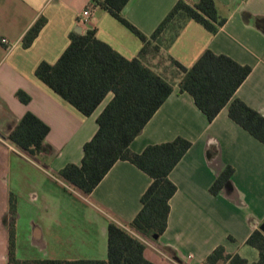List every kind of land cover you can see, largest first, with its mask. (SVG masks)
I'll use <instances>...</instances> for the list:
<instances>
[{
    "label": "crops",
    "instance_id": "obj_1",
    "mask_svg": "<svg viewBox=\"0 0 264 264\" xmlns=\"http://www.w3.org/2000/svg\"><path fill=\"white\" fill-rule=\"evenodd\" d=\"M97 1L0 0V264H8L12 198L18 259L104 260L109 222H131L151 182L148 174L127 160L116 161L88 196L55 176L67 163H80L83 144L96 132V118L113 94L109 92L85 116L35 76L37 65L54 63L76 29L81 34L94 29L98 39L127 59L142 46ZM177 1L128 0L121 13L149 36ZM215 5L226 18L215 33L192 19H181L175 22L178 32L167 28L159 51L145 58L155 73L171 83L172 92L132 140L130 150L140 153L147 145L178 136L191 143L168 175L176 191L169 200L166 229L157 240L146 242L144 256L152 264H201L219 245L251 262L258 251L246 243L247 238L254 230L264 235L260 229L264 143L229 117L228 105L207 121L192 96L178 91L180 72L170 60L190 67L209 49L250 66L233 98L264 116V0H215ZM86 8L91 14L82 18ZM39 16L46 22L24 48L22 37ZM17 90L30 100L22 103ZM27 111L49 126L44 138L48 156L31 157L6 138ZM227 166L233 169L230 178L218 193H211L210 187Z\"/></svg>",
    "mask_w": 264,
    "mask_h": 264
},
{
    "label": "trees",
    "instance_id": "obj_2",
    "mask_svg": "<svg viewBox=\"0 0 264 264\" xmlns=\"http://www.w3.org/2000/svg\"><path fill=\"white\" fill-rule=\"evenodd\" d=\"M128 0L97 1L120 23L136 35L142 46L138 54L127 59L96 37L94 29L84 33L70 32L69 44L54 63L41 61L35 76L83 115H90L111 92L96 118L97 130L83 144L79 164L67 163L55 176L70 188L88 196L118 160H127L148 174L151 182L140 197L141 207L127 225L110 221L107 229V258L104 260L18 259L15 256V200H10L8 264H152L145 256L148 240L155 241L166 229L169 200L176 191L168 175L190 147V141L176 137L172 141L147 145L142 152L130 150V143L172 92V85L146 63L149 53L158 52L161 34L176 29V21L192 19L215 33L226 18L218 13L215 0L188 3L178 0L155 30L149 35L140 32L121 13ZM39 16L22 37V46H30L45 24ZM174 38V37H173ZM170 38V41L173 40ZM168 40V42H170ZM155 42V44H153ZM168 45V44H167ZM166 45V46H167ZM180 72L178 91L189 93L195 105L211 121L228 105L229 117L264 143V116L233 98L236 89L250 73V66L241 65L225 54L205 49L190 67L170 59ZM16 97L27 103L30 96L17 90ZM49 126L27 111L7 134V140L31 157H45L50 149L44 138ZM227 166L216 177L209 191L216 194L230 178ZM246 243L258 251V258L249 262L238 254L226 253L222 245L214 248L201 264H264V235L254 230Z\"/></svg>",
    "mask_w": 264,
    "mask_h": 264
},
{
    "label": "built area",
    "instance_id": "obj_3",
    "mask_svg": "<svg viewBox=\"0 0 264 264\" xmlns=\"http://www.w3.org/2000/svg\"><path fill=\"white\" fill-rule=\"evenodd\" d=\"M90 14H91L90 9L86 8V9L83 10L81 17L82 18H87L88 16H90ZM1 42L2 43H6V44L8 43L7 39H5V38H2Z\"/></svg>",
    "mask_w": 264,
    "mask_h": 264
},
{
    "label": "water",
    "instance_id": "obj_4",
    "mask_svg": "<svg viewBox=\"0 0 264 264\" xmlns=\"http://www.w3.org/2000/svg\"><path fill=\"white\" fill-rule=\"evenodd\" d=\"M77 33H79V29L75 30ZM260 229L264 232V223L262 225H260ZM158 236L157 235H153V239H157Z\"/></svg>",
    "mask_w": 264,
    "mask_h": 264
}]
</instances>
